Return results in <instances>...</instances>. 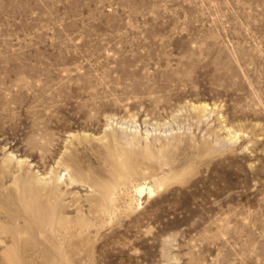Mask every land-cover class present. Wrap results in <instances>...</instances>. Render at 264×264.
Wrapping results in <instances>:
<instances>
[{
	"label": "rangeland",
	"instance_id": "obj_1",
	"mask_svg": "<svg viewBox=\"0 0 264 264\" xmlns=\"http://www.w3.org/2000/svg\"><path fill=\"white\" fill-rule=\"evenodd\" d=\"M0 264H264V0H0Z\"/></svg>",
	"mask_w": 264,
	"mask_h": 264
},
{
	"label": "bare ground",
	"instance_id": "obj_2",
	"mask_svg": "<svg viewBox=\"0 0 264 264\" xmlns=\"http://www.w3.org/2000/svg\"><path fill=\"white\" fill-rule=\"evenodd\" d=\"M6 165V164H5ZM19 165V164H18ZM122 166H124L125 167V171H126V169L128 168V166H127V164L126 163H123V165ZM130 169V168H129ZM128 171V170H127ZM59 180V176H57V177H55V179H54V181H56L55 182V185L52 187V189H53V194H55L56 192V189L59 187V185L57 184V181ZM38 188H40V184H39V182H32L31 181V183L29 184V186H28V191L30 192V194H33L32 196L34 197L33 199H36V197H38V195L36 194V193H32V191L33 190H35V189H38ZM44 189H46V188H44ZM143 190L145 191V190H148L149 192H152V190H151V187H149L148 185L146 186V185H140V186H138L137 187V191L140 193V194H142L143 193ZM93 201V200H92ZM95 203V202H94ZM47 213V212H46ZM45 213V214H46ZM47 217V216H46ZM40 218V217H39ZM46 219V218H45ZM41 220V219H40ZM50 220H52V219H50ZM40 222V221H39ZM42 222V221H41ZM40 224V223H39ZM43 226V225H42ZM45 227V226H44ZM61 243V242H60ZM56 245V244H55ZM53 246V245H52ZM51 246V248L53 249V247ZM56 247H57V245H56ZM60 247H61V245H60ZM59 247H57V249H58ZM66 249V248H65ZM41 250V249H40ZM59 250V249H58ZM55 252V251H54ZM62 252V251H61ZM7 258V257H6ZM10 259V258H9ZM8 259V260H9ZM60 261H62V260H60Z\"/></svg>",
	"mask_w": 264,
	"mask_h": 264
}]
</instances>
